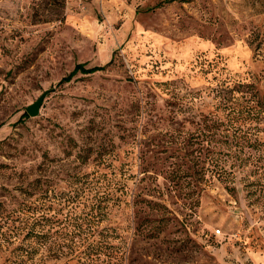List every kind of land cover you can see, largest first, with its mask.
<instances>
[{
    "label": "rangeland",
    "instance_id": "374dc122",
    "mask_svg": "<svg viewBox=\"0 0 264 264\" xmlns=\"http://www.w3.org/2000/svg\"><path fill=\"white\" fill-rule=\"evenodd\" d=\"M94 239L264 264V0H0V264Z\"/></svg>",
    "mask_w": 264,
    "mask_h": 264
},
{
    "label": "trees",
    "instance_id": "16d2710c",
    "mask_svg": "<svg viewBox=\"0 0 264 264\" xmlns=\"http://www.w3.org/2000/svg\"><path fill=\"white\" fill-rule=\"evenodd\" d=\"M104 66H93V67H87L85 63H78L76 64L73 71L69 74V76L64 78V81H70L73 76H75L77 73H83V74H91L95 73L99 70L104 69ZM27 115V113H25ZM35 225H37V222L33 224V227H31L28 231V235L32 236V241L35 242L37 245H40V243L47 242L50 237L47 239V237H43L45 235L39 233L35 230ZM73 246L76 244V241H73ZM86 250L81 252V254L74 252V250L71 248V251H65V248H69L70 245L65 243L64 241L58 242L57 246L60 250V254H65V252L68 254H72L71 258L78 259V264H120L118 261V254L115 251V248H113V245L109 243V240L103 239V240H92L87 241ZM105 251V256L102 257L101 251Z\"/></svg>",
    "mask_w": 264,
    "mask_h": 264
},
{
    "label": "water",
    "instance_id": "95a60500",
    "mask_svg": "<svg viewBox=\"0 0 264 264\" xmlns=\"http://www.w3.org/2000/svg\"><path fill=\"white\" fill-rule=\"evenodd\" d=\"M48 91H45L40 95V97L33 103L27 106L26 110L31 116H37L40 112L41 106L47 96Z\"/></svg>",
    "mask_w": 264,
    "mask_h": 264
},
{
    "label": "built area",
    "instance_id": "2783aa9c",
    "mask_svg": "<svg viewBox=\"0 0 264 264\" xmlns=\"http://www.w3.org/2000/svg\"><path fill=\"white\" fill-rule=\"evenodd\" d=\"M217 232H220V230H217Z\"/></svg>",
    "mask_w": 264,
    "mask_h": 264
}]
</instances>
